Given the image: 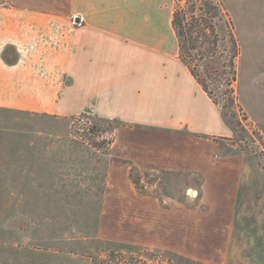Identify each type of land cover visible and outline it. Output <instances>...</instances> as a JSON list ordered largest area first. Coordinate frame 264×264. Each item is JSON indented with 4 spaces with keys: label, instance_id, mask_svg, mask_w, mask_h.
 I'll list each match as a JSON object with an SVG mask.
<instances>
[{
    "label": "crops",
    "instance_id": "obj_1",
    "mask_svg": "<svg viewBox=\"0 0 264 264\" xmlns=\"http://www.w3.org/2000/svg\"><path fill=\"white\" fill-rule=\"evenodd\" d=\"M173 10V0H0V113L42 121L86 113L118 123L102 155L55 124H31L21 131L28 141L6 142L0 190L28 195L26 209L14 206L31 229L22 238L40 249L33 256L62 241L49 212L93 209L112 219L105 229L116 227L117 239L103 238L120 251L155 247L201 264H264V173L252 157L213 141L232 132L179 58ZM255 16L245 22L256 31L247 27L249 41L238 33V42L263 50L264 12ZM132 165L183 181V195L160 207L155 195L136 194ZM188 190L198 193L194 209L185 205Z\"/></svg>",
    "mask_w": 264,
    "mask_h": 264
},
{
    "label": "rangeland",
    "instance_id": "obj_2",
    "mask_svg": "<svg viewBox=\"0 0 264 264\" xmlns=\"http://www.w3.org/2000/svg\"><path fill=\"white\" fill-rule=\"evenodd\" d=\"M173 1L175 6L177 1ZM221 1L230 15L237 40V34L239 33L242 39L245 37L249 41L250 35L256 30L252 31V28L248 27L246 23L249 20L254 21L253 18L258 12H264V1L261 4L254 3L253 0ZM263 23L264 21L262 25H264ZM247 27L251 31L250 35ZM238 44L240 55L238 59L237 97L242 110L236 109L235 112L237 117L242 120L245 132L238 129L236 134L231 131L232 137L228 140L217 138L213 141L220 142L223 146L228 145L230 148L228 154L252 157L264 173V49H252L243 40L241 46L240 41ZM222 91H224V85H219L218 93ZM215 96L218 97L222 104L227 99L225 95ZM220 96H222V99ZM37 123L61 125L63 129L67 127V133L70 135L69 140H74L76 143L85 146L94 155H102L109 152L110 143L109 146H106L102 142L107 139L113 142L115 138L114 130L118 128V123L111 121V124H109L108 121L86 113L69 120L51 121L38 120L33 116L0 113V160L5 159L7 156L8 148L6 142L8 140L11 141L14 137L18 138L17 140H21L16 145L23 143V140L28 141L21 131L29 130V127L33 129L30 125ZM90 131L95 134L92 135ZM24 134L26 133L24 132ZM237 135H239V138ZM48 138L51 139V136ZM168 175L163 172L145 171L137 165L130 167V176H132L130 181L136 194L155 195L158 198L160 207H167L169 205L168 200H175L173 196L180 197V195H183L181 189L183 181L169 180ZM133 181L138 182L137 188L134 186ZM190 182L195 184V181ZM7 183L6 180L0 178V187ZM12 185L15 189L22 188V182L20 181H14ZM10 194L9 190H0V264H40V260L42 264H44L42 260H46V264H53L52 260L48 258L50 255L56 256L59 264H118L116 260L120 259L118 257L119 254L127 259L130 264H201L155 247H129L128 249H123V251L118 250L109 243L110 241L103 238L106 235L117 239L116 227L111 225L105 229L106 225L112 223V219L105 221L103 212L93 211V209L77 211H66L64 209L62 212H49V215L58 217L56 222L58 226L55 229L62 232L61 235L57 232L56 239L62 241L45 244L41 248L43 249L41 253L44 257H35L31 253H38L37 251L40 249L29 243L27 239H23L21 234L27 228V225L23 224L22 215H25V213L21 209H26L23 207V203L28 200V195L17 193L16 196L11 197ZM185 195L187 197L186 207L194 209L198 193L190 194L188 190ZM11 200L13 201L11 202ZM14 201L20 203L18 206L21 209L14 206ZM27 214H29V220H33L36 213L31 211L30 213L27 212ZM111 214L117 216L118 213ZM8 223L11 225L8 226ZM59 226L61 229H58ZM28 230L30 233L31 229ZM63 241L64 243H62ZM45 249L50 250L47 255L44 252ZM111 253L117 255L116 257L118 258L114 259Z\"/></svg>",
    "mask_w": 264,
    "mask_h": 264
},
{
    "label": "trees",
    "instance_id": "obj_3",
    "mask_svg": "<svg viewBox=\"0 0 264 264\" xmlns=\"http://www.w3.org/2000/svg\"><path fill=\"white\" fill-rule=\"evenodd\" d=\"M176 1L171 27L177 40L179 58L219 107L233 134L238 133V129L245 132L242 120L235 112L236 109L242 110L237 97L240 48L229 13L221 0H182V5L181 0ZM219 85H224V91L220 93ZM215 95H225L227 99L222 104ZM108 123L111 124L110 121ZM90 133L95 134L93 131ZM109 143L110 140L102 142L106 146ZM137 183L133 181L136 188ZM111 255L114 259L120 258L116 260L118 264H130L120 254L118 257L113 253Z\"/></svg>",
    "mask_w": 264,
    "mask_h": 264
},
{
    "label": "built area",
    "instance_id": "obj_4",
    "mask_svg": "<svg viewBox=\"0 0 264 264\" xmlns=\"http://www.w3.org/2000/svg\"><path fill=\"white\" fill-rule=\"evenodd\" d=\"M107 140H109V139H107ZM107 140H106V141H107ZM107 146H108V145H107Z\"/></svg>",
    "mask_w": 264,
    "mask_h": 264
}]
</instances>
